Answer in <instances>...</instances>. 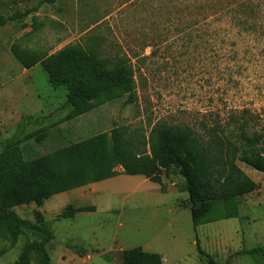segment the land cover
<instances>
[{
    "label": "rangeland",
    "instance_id": "obj_1",
    "mask_svg": "<svg viewBox=\"0 0 264 264\" xmlns=\"http://www.w3.org/2000/svg\"><path fill=\"white\" fill-rule=\"evenodd\" d=\"M259 1L263 13L256 31L246 32L220 8H209L203 19L197 7L205 0H0V14L7 17L33 11L0 29V144L35 134L23 144L26 157L35 158L114 127L146 138L160 123L198 134L201 123L225 127L242 110L264 133V0ZM14 44L48 55L70 45H94L103 58L128 59L135 70L134 99L126 96L63 122L70 112L67 91L51 88L40 65L23 69L11 51ZM238 166L257 191L241 199L240 217L197 231L183 207L188 199L180 192L183 180L172 173L162 175V185L141 176L117 177L95 184L96 195L67 192L41 209L29 205L16 212L35 222L37 211L51 223L55 240L47 249L53 264H121V249L134 248L163 255L164 264H207L197 242L220 264H264L263 253H246L264 247V173ZM69 206L97 212L59 220ZM11 238L0 239V264H14L35 236Z\"/></svg>",
    "mask_w": 264,
    "mask_h": 264
},
{
    "label": "trees",
    "instance_id": "obj_2",
    "mask_svg": "<svg viewBox=\"0 0 264 264\" xmlns=\"http://www.w3.org/2000/svg\"><path fill=\"white\" fill-rule=\"evenodd\" d=\"M214 1L205 0L197 7L203 19L206 20L209 8H220L234 27L256 31L263 13L259 0H229L228 3L218 0L217 5ZM31 13L11 17L0 14V29L22 22ZM148 46L144 44L142 49ZM11 51L23 69L40 65L51 88L67 91L70 112L63 122L73 121L126 96L129 101L134 99L137 84L131 61L103 58L98 46L70 45L48 55L14 44ZM24 120L33 121V117ZM258 124L249 111L242 110L233 114L225 127L219 123L212 127L201 123L198 134L189 127L160 123L146 138L127 128L114 127L110 132L35 158H27L23 147L35 134L5 141L0 144V239L12 237L16 242L19 236L33 233L34 240L14 264H53L47 249L55 240L51 223L37 211L35 222L25 220L16 209L29 205L41 209L54 196L119 176L118 168L123 169L125 176H141L157 185L163 184L164 173L180 177L183 180L180 192L188 195L183 207L190 210L195 231L206 224L236 219L240 217L241 199L258 189L238 163L264 173V133L258 130ZM92 213H96L94 207L69 206L58 216L59 220H73ZM196 246L207 264H220L202 250L199 242ZM246 253L264 254V247ZM122 264H164V259L159 254L134 248L122 253Z\"/></svg>",
    "mask_w": 264,
    "mask_h": 264
},
{
    "label": "crops",
    "instance_id": "obj_3",
    "mask_svg": "<svg viewBox=\"0 0 264 264\" xmlns=\"http://www.w3.org/2000/svg\"><path fill=\"white\" fill-rule=\"evenodd\" d=\"M35 68H33V69H31V70H27V71H33ZM26 71V72H27ZM67 116V115H66ZM83 117V116H82ZM80 118V117H79ZM59 150V149H58ZM57 151V150H56ZM118 172L120 173V175L119 176H117L118 178H121V177H125V175H123L122 174V172H123V169L122 168H118ZM117 177H115V178H113V179H110V180H107V181H113V180H115V179H117ZM144 181L145 182H150L149 180H147L146 178H144ZM80 191V192H79ZM70 192H79L78 193V196H79V198H87L88 196H90V195H96L97 194V189L95 188V184H93V185H90V186H87V187H84V188H81V189H77V190H73V191H70ZM161 192L163 193V194H167L166 192H163L162 190H161ZM174 194H176V195H180L177 191H173V193H172V195H174ZM185 200H187V198L185 199ZM97 212V211H96ZM125 251V250H124ZM124 251H122V249H121V252L123 253ZM151 253H153V252H151ZM157 254V253H156ZM161 255V254H160ZM162 257H163V255H161ZM164 258V257H163ZM121 260H122V256H121ZM121 264H122V261H121Z\"/></svg>",
    "mask_w": 264,
    "mask_h": 264
}]
</instances>
